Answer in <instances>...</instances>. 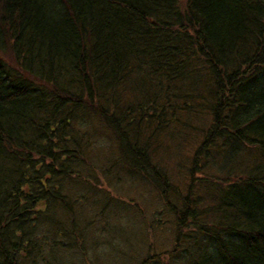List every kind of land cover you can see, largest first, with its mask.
Instances as JSON below:
<instances>
[{
    "label": "trees",
    "instance_id": "1",
    "mask_svg": "<svg viewBox=\"0 0 264 264\" xmlns=\"http://www.w3.org/2000/svg\"><path fill=\"white\" fill-rule=\"evenodd\" d=\"M95 123L169 204L190 264H264V0H0V264L86 254L68 189L96 167ZM174 124L178 205L153 163Z\"/></svg>",
    "mask_w": 264,
    "mask_h": 264
},
{
    "label": "rangeland",
    "instance_id": "2",
    "mask_svg": "<svg viewBox=\"0 0 264 264\" xmlns=\"http://www.w3.org/2000/svg\"><path fill=\"white\" fill-rule=\"evenodd\" d=\"M92 131L98 144L92 152L96 167L82 177V182L75 177L74 180L81 183L74 184L73 180L68 189L71 198L83 203V209L78 212L81 219L93 223L85 233L86 254L73 256L72 264H190L188 242L176 250L177 217L160 191L148 177L125 165L116 141L102 125L95 123ZM177 131L174 124L162 133L165 137L158 142L165 146L164 152L153 160V163L159 160L169 168L171 187L168 193L175 205L182 202L178 192L186 193L185 184L189 182L191 167L178 156L176 142L171 141L177 137ZM167 144L170 150H167ZM189 148L193 155L196 146ZM250 153L244 152L237 162L243 165L256 158ZM179 162L185 163V171L178 167ZM201 177L197 173L196 179ZM226 178L227 181L231 179ZM174 186L177 188L173 189ZM109 225L113 226L107 230Z\"/></svg>",
    "mask_w": 264,
    "mask_h": 264
}]
</instances>
